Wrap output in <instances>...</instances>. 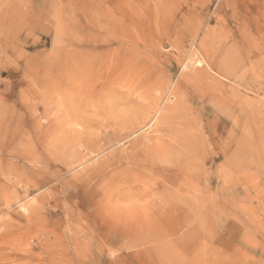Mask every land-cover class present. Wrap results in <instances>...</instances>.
I'll return each instance as SVG.
<instances>
[{"label": "rangeland", "instance_id": "1", "mask_svg": "<svg viewBox=\"0 0 264 264\" xmlns=\"http://www.w3.org/2000/svg\"><path fill=\"white\" fill-rule=\"evenodd\" d=\"M0 264H264V0H0Z\"/></svg>", "mask_w": 264, "mask_h": 264}, {"label": "snow or ice", "instance_id": "2", "mask_svg": "<svg viewBox=\"0 0 264 264\" xmlns=\"http://www.w3.org/2000/svg\"><path fill=\"white\" fill-rule=\"evenodd\" d=\"M95 202L96 211L106 219L121 217L135 202V193L127 188L111 189L102 187L89 193Z\"/></svg>", "mask_w": 264, "mask_h": 264}]
</instances>
